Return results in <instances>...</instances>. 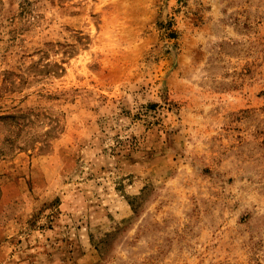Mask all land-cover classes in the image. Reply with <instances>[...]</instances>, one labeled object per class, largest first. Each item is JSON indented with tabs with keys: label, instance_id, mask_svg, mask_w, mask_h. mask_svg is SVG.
Listing matches in <instances>:
<instances>
[{
	"label": "rangeland",
	"instance_id": "374dc122",
	"mask_svg": "<svg viewBox=\"0 0 264 264\" xmlns=\"http://www.w3.org/2000/svg\"><path fill=\"white\" fill-rule=\"evenodd\" d=\"M1 230L0 264H264V0H0Z\"/></svg>",
	"mask_w": 264,
	"mask_h": 264
},
{
	"label": "crops",
	"instance_id": "0c3cea01",
	"mask_svg": "<svg viewBox=\"0 0 264 264\" xmlns=\"http://www.w3.org/2000/svg\"><path fill=\"white\" fill-rule=\"evenodd\" d=\"M3 230V229H2ZM0 231V239L3 238L2 234H3V231Z\"/></svg>",
	"mask_w": 264,
	"mask_h": 264
}]
</instances>
